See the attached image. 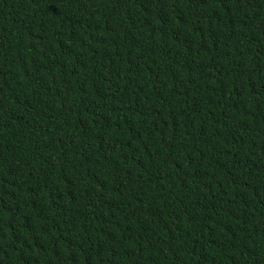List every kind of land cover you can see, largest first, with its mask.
<instances>
[{"label":"trees","instance_id":"obj_1","mask_svg":"<svg viewBox=\"0 0 264 264\" xmlns=\"http://www.w3.org/2000/svg\"><path fill=\"white\" fill-rule=\"evenodd\" d=\"M0 264H264V0H0Z\"/></svg>","mask_w":264,"mask_h":264}]
</instances>
